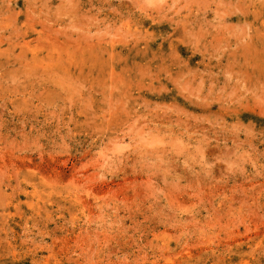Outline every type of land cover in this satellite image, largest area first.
Wrapping results in <instances>:
<instances>
[{
	"label": "rangeland",
	"instance_id": "374dc122",
	"mask_svg": "<svg viewBox=\"0 0 264 264\" xmlns=\"http://www.w3.org/2000/svg\"><path fill=\"white\" fill-rule=\"evenodd\" d=\"M0 264H264V0H0Z\"/></svg>",
	"mask_w": 264,
	"mask_h": 264
}]
</instances>
